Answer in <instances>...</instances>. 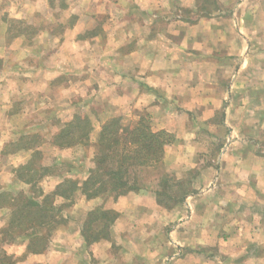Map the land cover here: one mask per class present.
Here are the masks:
<instances>
[{"label":"crops","instance_id":"0c3cea01","mask_svg":"<svg viewBox=\"0 0 264 264\" xmlns=\"http://www.w3.org/2000/svg\"><path fill=\"white\" fill-rule=\"evenodd\" d=\"M57 1L0 0V184L29 186L15 169L34 150L17 143L49 126L25 121L28 111L44 116L59 104L64 123L89 115L90 143L100 123L148 114L154 130L175 135L165 169L196 176L172 208L154 185L116 199L83 195L82 216L65 219L42 252L22 241L26 257L15 264H264V148L255 140L264 137V0ZM18 113L28 125L18 126ZM43 145L34 149L45 154ZM46 145L59 155L74 148ZM91 166L74 178L87 179ZM67 176L42 181L52 180L49 192ZM98 206L118 216L109 238L87 245L82 222Z\"/></svg>","mask_w":264,"mask_h":264},{"label":"trees","instance_id":"16d2710c","mask_svg":"<svg viewBox=\"0 0 264 264\" xmlns=\"http://www.w3.org/2000/svg\"><path fill=\"white\" fill-rule=\"evenodd\" d=\"M92 130L89 115L76 114L52 134L49 142L59 148L87 146ZM174 141L173 133L154 130L151 117L146 113L132 126L123 124L121 117L110 118L101 126L87 179L80 181L67 176L54 190L45 192L39 181L57 173L42 163L43 151L34 149L40 142L38 134L22 138L17 145L34 151L15 173L21 182L29 185V194L24 190L0 193V206L11 207L9 219L1 230L0 242L27 241V253L44 251L50 234L65 221L61 207L73 204L78 192L87 199L98 196L116 199L130 191L154 185L160 205L172 208L183 202L190 194L186 182L169 173L164 165L166 147ZM58 197L63 198L59 208L55 203ZM117 216L115 210L103 206L90 210L82 227L86 244L109 238ZM0 264H15V257L3 246Z\"/></svg>","mask_w":264,"mask_h":264},{"label":"rangeland","instance_id":"374dc122","mask_svg":"<svg viewBox=\"0 0 264 264\" xmlns=\"http://www.w3.org/2000/svg\"><path fill=\"white\" fill-rule=\"evenodd\" d=\"M65 1H67V0H58L56 3H62V2L66 3ZM214 3H215L214 0H209L208 6L212 7L214 5ZM230 11H231V8H227V12H230ZM36 19H37V21H41V17H37ZM9 27L13 28V29L16 28V27H14V24H9ZM37 27H39V26H37ZM37 27L28 28V30H26V35L29 36L34 31L36 32ZM29 31H30V33H29ZM17 110H20L19 107H17ZM28 112H29V116L34 115L32 113V111H28ZM79 114H81V113H79ZM63 115H66V114L64 113V111L61 110V104H59V105H55V106L50 107L49 110L46 111V114L44 116H33L34 118L33 117L30 118L28 116V118H26L25 121L30 122V121H28V119H30L31 121H34L35 119L37 120V118L39 119L41 117L40 119H45L47 125L49 126L46 129V131H43V128H41V127H44V126H42V125L41 126L39 125L40 129H38V131L40 132L39 145L44 144L41 147H43V149L45 151V154H44L43 159H42V163L44 165H49L50 169L54 170L56 173H58V172H68L72 177H76L77 176V177L81 178L80 174H82L83 171L87 169L88 164H91V162H92V157L94 155V151L92 153V150L95 149L94 148L95 147V143H90V145H87V146L76 145V146H74V148L69 150L67 152L68 154H66V155H62V154L59 155L53 148H51V147L46 145V142H49L47 140L48 139L47 136H45V135H47V133H49L48 129H50V135L52 137V134L56 131V129L57 128H61L62 125L64 124V122H62V119L66 118V117H64ZM81 115H83V114H81ZM21 116H20L19 113L15 116L16 119H18V121H20L18 126L21 127L23 125L24 126L28 125L27 123L23 122V120H21L22 119ZM121 118H122V123L123 124H126V125L134 124V122H131V120H129L128 118H123V117H121ZM57 120L59 122H54V121H57ZM34 124L38 125L37 122H35ZM92 124L95 125L94 122H92ZM100 125L102 126V123H100ZM94 129H95V126H94ZM51 137H50L49 140H51ZM255 140L258 142L256 144H260L261 145L259 148H264V137H261L259 139L257 138ZM207 143L211 147L216 144L213 139H210V141L207 139L206 144ZM220 143H221V146H222V144H223L222 141L218 142L219 146H220ZM206 154H207V156L210 157V156H213L214 153L209 152V153H206ZM1 156H4V155H1ZM202 156H204V155H202ZM205 160L208 161V157H206ZM207 161H205V162H207ZM18 166H20V165H18ZM172 174L174 176H176L178 179H182L185 182H190V183L193 180L192 177L196 176V173L194 174V173H192L190 171L186 173L184 170L180 171L178 173L177 172H172ZM41 181H42V179L39 181L38 184L40 185V187L41 186L44 187L46 189V191L48 192V190H50V188H48V187L53 185L52 180L44 178L43 181L42 182ZM190 183H188L186 187H188V188H189V186L191 187L192 185ZM1 189H2V191H13L15 193H18V191H20V190H24L27 194H29V192H28L29 186L21 185L18 182H14V183H9L8 182L7 185L6 184L5 185L0 184V190ZM82 197H83V195L80 192H78V194H76L74 203L71 204V205H68V204L63 205V202L61 203L62 200L60 198H56L57 200L55 201V203H56L57 207L59 208V207H61L63 205L61 207V209H62L61 210L62 217H64L66 220L69 221V220H72L73 218H76L78 215H79V217L82 216V215H80V211L78 209L80 207V199ZM76 203H79V206H76L75 205ZM4 209H6V211L9 212L8 210H11V207H5ZM86 217H87V214H86V216H85V218H84V220L82 222V227H83V224H84V221H85ZM78 220L80 221V220H82V218L78 219ZM57 231H58V227L50 234L51 235L50 236V238H51L50 240L51 241H52L53 237L57 239V237H56V236H58V234H56ZM18 242H19V244L15 246V250L14 251L11 248L9 250H7V251H9V253H11L13 255V257H15L14 255L18 256L17 248H18V246H22V240H19ZM5 244H8L5 240H3L2 243L0 242V248L2 246H4ZM24 257H26V255L18 256L17 259L20 260L21 258H24Z\"/></svg>","mask_w":264,"mask_h":264}]
</instances>
